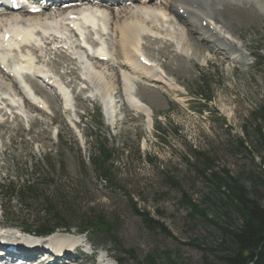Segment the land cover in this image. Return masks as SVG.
<instances>
[{
	"label": "rangeland",
	"instance_id": "1",
	"mask_svg": "<svg viewBox=\"0 0 264 264\" xmlns=\"http://www.w3.org/2000/svg\"><path fill=\"white\" fill-rule=\"evenodd\" d=\"M167 1L170 0L153 3L163 8ZM125 8L122 5L116 12ZM157 9L153 8L148 13L157 15L161 22H149L145 34L159 38L161 42L142 38L137 53L150 61V67L133 64L129 68L137 74L119 69L116 61V57L120 60L119 37H110L107 42L112 59L109 65L108 62L85 65L94 76V70L102 73L100 84L106 83L104 77L111 83L112 79L116 82L126 77L135 86L137 97L150 109L151 120L150 114L147 116L145 113L144 117L130 108L133 106L126 99L125 84H115L107 91L103 85L94 88L93 84L86 83L84 85L90 86L84 90L83 83L78 81L79 64L70 63L72 58L69 55L64 57L59 50L56 53L60 57L52 53L46 56L48 62L57 63L56 68L49 63L44 64L42 53L50 52L52 46L47 44L53 38L48 33H42L48 35L44 39V50L37 47L44 66L38 63L41 65L36 69L46 67L53 73L54 83L46 86L34 79L39 89L31 78L24 79L33 93H39L42 99L39 98L41 102H38L41 107L43 103L44 110L49 109L48 115L36 107L28 108L23 97L16 96L8 103L16 106L17 110H13L11 105L9 110H3L7 115L4 118L0 116V124H4L0 125V186L13 184L18 187L28 179L38 180L48 184L41 189L42 195L51 196L54 192L52 187H58L61 190L58 195L66 197L67 204H70L67 207L69 215L61 213V220L54 221L42 215L36 216L38 207L27 212L14 201L2 206L8 218L3 219L0 210V221L5 226L32 229L40 225L49 229L62 225L72 232L82 229L83 225L91 228L97 220L108 222L117 244L103 237L94 240L90 231L86 236L96 257L80 259L81 264H142L151 253L158 254L157 260L161 264H210L213 258L209 256L205 263L203 249L196 244L205 249L216 248L220 232L197 215L189 218L187 202L191 200L199 209H205L207 218L220 226L226 227L231 220L222 208L206 209L205 198L211 194L212 185L201 172L208 178L213 173L216 178L225 180L228 174L238 179L248 192L254 178L264 177V144L259 134L262 132L264 136V124L259 117L264 109V11L251 9L248 14L257 18L253 23L231 13H222L215 16L216 21L210 22L211 30L218 32L228 43H234L233 46L238 43V47L241 43L245 45L246 48H241L245 64H237L223 55L208 52L204 55L205 62H198L194 51L175 39H172V47L165 46L162 39L166 38L152 31L151 26L167 29L173 36L182 35V30L172 15L162 17ZM129 10L141 13L138 3L125 11ZM106 11V14L100 13L106 18L105 24L113 26V29L107 28L111 33L110 30L113 32L119 23L108 21L110 11ZM8 17H0V31L1 23ZM32 18L37 16H27L26 19ZM67 39L74 42L70 36ZM51 48L54 49L55 45ZM137 54V58L143 57ZM66 56L71 60L68 61ZM11 58L17 60V56ZM70 69L76 73L74 70L71 73ZM65 72L70 75H63ZM2 77L0 73V91L4 93L2 87L8 82ZM153 77L158 83L150 81ZM73 78L74 81L68 83L72 85L78 81L82 84L69 85L64 90L61 83L66 82L68 86L67 81ZM163 83H172L176 91H168ZM63 92L69 101L68 109H64L62 104ZM96 110L101 115L103 129L86 117L87 112L95 114ZM28 111L39 114L32 118ZM16 114H19L18 118L14 119ZM32 121L34 125H31ZM104 140L106 148L111 150L107 181L97 176L91 164V148L96 141ZM207 166L211 172L205 169ZM33 172L36 176L31 178ZM257 198L264 205V188L258 189ZM135 210L157 221L165 228L166 234L146 229Z\"/></svg>",
	"mask_w": 264,
	"mask_h": 264
},
{
	"label": "bare ground",
	"instance_id": "2",
	"mask_svg": "<svg viewBox=\"0 0 264 264\" xmlns=\"http://www.w3.org/2000/svg\"><path fill=\"white\" fill-rule=\"evenodd\" d=\"M153 1L154 0H137L134 3H132V5L134 6L137 5L138 3V5L140 6L141 13L139 12L136 13L135 10H129L128 12L125 11L126 9L117 11L118 12L117 13L116 10L110 8V5L108 4L107 5L100 4L97 6L98 9L101 10L106 9L110 11L108 21H110L113 24L119 23L117 28L114 29L112 32L115 38L119 37L118 43L122 47L120 52H118L119 59L121 60V62L119 63L120 65L119 67L121 66L123 67L127 65L133 66L134 64L133 62L139 59L135 55L139 52V47H140L139 42L141 41L142 38H144L145 41L161 42L160 40H158L159 38L147 36L145 34L147 31L146 26L149 22L150 23L161 22L160 19L157 17V15L155 14L150 15L148 13V11L153 8L155 9L159 8L157 10L161 11L160 16L162 17L163 16L170 17V15H172L175 24L182 30L181 33L182 35L179 34L180 36L178 35L173 36V33H171L167 29L159 30L155 26H151L152 31L160 33L162 34V36L166 38V39H162L163 42L166 43L164 44L165 46L167 47L169 46V48L172 47L173 44L172 39H175V41L180 45L182 46L185 45L190 47L194 51L195 56H197L198 62L204 63L205 62L204 55L206 52H208L213 55H223L226 59H228L232 63L245 64L246 61L245 55L242 52L243 50H241V48L242 49L246 48L245 45L241 43L238 47V43L237 45L234 46H233L234 43L233 44L228 43L227 40L224 39V37L217 35L215 32H213L210 29L209 22L216 21L215 16H220L222 13L223 14L231 13L232 15L238 17L240 16L239 18H243V17L247 18L251 23H253L254 20L257 18L250 16L248 13L251 12L252 8L257 11H264V0H170L165 2L164 4L165 6L163 5V8L160 7L161 5L156 6L154 4L156 2L153 3ZM86 4L88 5V2H86ZM81 7L82 6L75 5L71 7L69 11L62 12L60 10H57V12L55 13H50L49 9H46L42 11L39 14V16H37V18H32L31 20L26 19L27 16H31V15L27 10H23V9H18L16 16L15 15L12 16L13 13L11 11L9 13L7 12L4 14H0V17L6 15L10 16L4 22L1 23L0 47L8 48L11 46L13 47L14 45H21L19 48L21 53V58H20L21 61L17 63L16 66L11 67L10 70L14 72V74L19 75L21 71L27 69V67L30 68L33 65L34 61L37 60L38 61V62L36 61L37 64L42 62L41 57L39 55V50L37 48L38 46L34 44L35 42L34 40L37 37L38 33L64 35V33L67 31L66 30L67 27H64V25L66 24L70 25L69 28L75 30L76 32L82 33L83 25H88L92 27L94 30L97 29L96 32L100 38L102 37L105 38V33H100L98 31L101 30L105 32L104 25L106 23V18L97 10H93V8L87 10H81L80 9ZM164 11L168 12V14L164 13ZM98 24H101L102 28H97ZM232 30L233 28H231V33H233ZM151 34L156 35L155 33H151ZM4 35L8 36L7 41L3 38ZM10 37L15 38V42H13V40H9ZM236 40L241 41L240 38H236ZM99 41L101 42V40ZM56 42H57L56 38L53 36L52 39L47 41V44L53 45ZM86 43L92 46H97L96 42H93L89 38H86ZM76 49L78 50L79 47L76 46L75 50ZM96 53L99 56V59L95 61L99 63L107 62L106 60L107 53L103 50L102 47H98L96 49ZM139 54L141 55V53ZM143 57L142 59H145ZM1 63L2 62H0V73L8 82L7 83L8 85L5 84L3 85L2 89L4 90V93L2 94L8 97H10V95H18L19 97L23 96L25 100V104L28 108L35 109L36 107L37 110H40L36 106V104L31 103L30 100L27 99L22 88L18 86L14 77L11 75L9 71H7V68L1 65ZM71 73H73L72 70ZM132 73L134 74L137 72L132 71ZM94 74L95 76L94 75L91 76L92 74L90 75L91 78L89 80L78 78V81L82 82L83 84L91 83L95 85L94 83H98L101 81L100 75H102V73L99 70H94ZM104 78L106 83L103 82V84H100L99 87L103 85L107 91L110 90L111 88H114L115 84L120 85V80L118 79L116 80V82H113L112 79V83H113L112 85L110 79L106 77ZM24 79L27 80L30 78L27 77ZM63 85L66 86L65 83ZM67 85L69 86L71 85V83L67 82ZM125 85H126L125 91L127 93L126 96L130 105H132L136 111L144 114L145 116H146L145 113H147L148 116L149 109L145 107V105L137 99L136 91L133 88H131L129 84L125 83ZM167 87L168 90L171 91H176L177 89L172 84L167 85ZM30 90L32 91L31 87ZM37 92L40 91L37 90ZM33 94L36 95L35 92ZM32 99L34 101V97ZM49 99L51 100V98ZM1 102L2 104H5L6 107H8V105L6 104V100H1ZM1 111L2 110H0V112ZM109 115L111 118H113V112L110 111ZM75 236L76 235L74 234V232H71L69 234L56 233L54 238L61 240L63 239L72 240L73 237ZM77 242L78 240L75 239V242L73 244ZM33 264H35V262Z\"/></svg>",
	"mask_w": 264,
	"mask_h": 264
},
{
	"label": "trees",
	"instance_id": "3",
	"mask_svg": "<svg viewBox=\"0 0 264 264\" xmlns=\"http://www.w3.org/2000/svg\"><path fill=\"white\" fill-rule=\"evenodd\" d=\"M261 111L259 117L264 124V109ZM157 130L160 131L161 129L157 128ZM259 134L264 144L262 132H259ZM91 150L93 151L91 154L93 169L96 170L98 177L107 181V165L110 163L109 155L111 150L106 148L105 140L104 142L96 141ZM205 169L210 170L208 166ZM201 174L212 185L211 194H208L205 198L206 209L209 207H214L218 210L222 208L228 214L227 218L231 220L226 227L220 226L215 220L207 218L205 209H199L198 205L188 200L189 218L193 219L194 215H197L205 222L216 227L220 232V242L216 248L205 249L195 242L199 248L203 249V261L206 263L208 257L211 256L213 260L210 264H264V205L257 198L258 189L260 187L264 188V177L254 178L251 191L248 192L238 179H233L228 174H226V180L216 178L213 173H210V178L204 175V172H201ZM35 176L36 173L33 172L31 178ZM23 182L22 186L18 187L14 185L1 187V198L8 202L14 200L20 204H28L31 209L38 207L36 216L42 215L54 221H59L60 217H62L61 213L69 215L67 207H70V204H67L66 197L58 195V192L61 191L58 190V187L56 189L52 187L53 195L45 196L41 194V189L48 184L33 179ZM218 195H221V197ZM25 199L32 202L28 203ZM135 215L140 218L146 229H156L166 234L165 228L157 221L150 219L144 212L135 210ZM108 225V222L97 220L91 228L83 225L79 232L87 235L92 231L94 240L103 237L110 243L117 244V240H115L113 235L114 232ZM59 227L62 228V225H55L50 229L45 225H40L37 228L33 226V229H29V231L45 235ZM157 258V253H151L142 261V264H161L158 263ZM116 263H119L118 260H116Z\"/></svg>",
	"mask_w": 264,
	"mask_h": 264
}]
</instances>
